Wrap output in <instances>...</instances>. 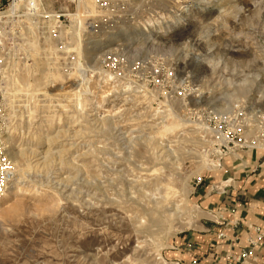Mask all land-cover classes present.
Segmentation results:
<instances>
[{
    "label": "rangeland",
    "instance_id": "1",
    "mask_svg": "<svg viewBox=\"0 0 264 264\" xmlns=\"http://www.w3.org/2000/svg\"><path fill=\"white\" fill-rule=\"evenodd\" d=\"M82 2V23L61 27L60 69L45 52L13 79L0 264H167L212 252L229 189L264 186L252 172L264 149L211 161L198 118L243 104L245 134H258L264 0Z\"/></svg>",
    "mask_w": 264,
    "mask_h": 264
},
{
    "label": "built area",
    "instance_id": "2",
    "mask_svg": "<svg viewBox=\"0 0 264 264\" xmlns=\"http://www.w3.org/2000/svg\"><path fill=\"white\" fill-rule=\"evenodd\" d=\"M80 5L81 0H0V199L6 195L14 177L7 144L8 101L18 90L13 79L19 76L23 67H31L27 63L45 58L46 53L54 68L60 69L61 27L68 20H76ZM34 45L36 49H33ZM34 51H38L36 55ZM212 110H202L198 118L200 124L212 132L204 150L208 159L221 163L238 149H264V122L256 137L245 134L252 126L244 112L246 106L237 104L222 113ZM252 172L264 177V156L256 160ZM229 187L225 184L224 191ZM237 205L232 210L234 213L239 211L241 204ZM230 223L233 235L221 230L215 237V244H227L226 251L213 250L189 260L181 257L167 264H264V226L245 224L240 217ZM209 256L210 262L207 261Z\"/></svg>",
    "mask_w": 264,
    "mask_h": 264
},
{
    "label": "crops",
    "instance_id": "3",
    "mask_svg": "<svg viewBox=\"0 0 264 264\" xmlns=\"http://www.w3.org/2000/svg\"><path fill=\"white\" fill-rule=\"evenodd\" d=\"M234 191L233 195L229 198V207L228 209L230 210L229 216H228V224L225 227H222L221 230H226L230 235H233V230H232V225L229 221L230 219L234 218H242L243 223H253L255 225H261L264 226V186H254L253 188H247L246 190H243V188L240 189H234L231 188L229 191ZM240 200V202H238ZM228 201V200H227ZM241 201H245V203H242ZM241 203L239 208V211L236 213H233V208L235 206H238L237 204ZM232 212V213H231ZM226 219V218H225ZM215 239V238H214ZM216 240V239H215ZM228 246L226 243L217 245L215 244V248H213L214 251H219V250H227ZM207 254V251H203ZM204 254V255H206ZM211 256L207 258V261H211Z\"/></svg>",
    "mask_w": 264,
    "mask_h": 264
},
{
    "label": "bare ground",
    "instance_id": "4",
    "mask_svg": "<svg viewBox=\"0 0 264 264\" xmlns=\"http://www.w3.org/2000/svg\"><path fill=\"white\" fill-rule=\"evenodd\" d=\"M88 1V0H87ZM90 3V2H89ZM91 5V4H90ZM85 7H89V5L85 2V3H83L82 2V0H81V6H80V10L82 9V10H84L85 9ZM85 14V13H84ZM84 14H82L81 15V12L77 15V17H76V19H77V21L78 22H81L82 23V17L81 16H83ZM79 25V24H78ZM122 39V38H121ZM121 39H110L109 41H110V43L111 44H114L115 42H117V41H119V40H121ZM90 43H92V45L93 46H91V47H89V50H92L93 52H95L94 50H95V46L96 45H98L99 43H100V40H91V42ZM117 45V44H116ZM35 47H36V45H35ZM82 50V49H81ZM80 52V51H79ZM82 52V51H81ZM80 52V53H81ZM226 111V110H225ZM222 112H224V111H220V112H218V113H222ZM12 153V152H11ZM13 154V156H14V153H12ZM16 155V154H15ZM13 158V157H12ZM9 189V188H8ZM7 192H8V190H7Z\"/></svg>",
    "mask_w": 264,
    "mask_h": 264
}]
</instances>
